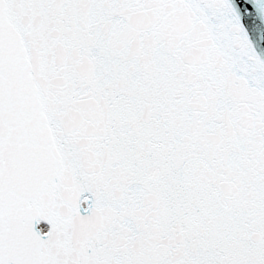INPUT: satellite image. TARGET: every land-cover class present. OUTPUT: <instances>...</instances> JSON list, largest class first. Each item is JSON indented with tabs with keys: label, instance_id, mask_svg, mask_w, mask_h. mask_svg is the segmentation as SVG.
I'll use <instances>...</instances> for the list:
<instances>
[{
	"label": "snow or ice",
	"instance_id": "6c2138e0",
	"mask_svg": "<svg viewBox=\"0 0 264 264\" xmlns=\"http://www.w3.org/2000/svg\"><path fill=\"white\" fill-rule=\"evenodd\" d=\"M0 264H264V0H0Z\"/></svg>",
	"mask_w": 264,
	"mask_h": 264
}]
</instances>
